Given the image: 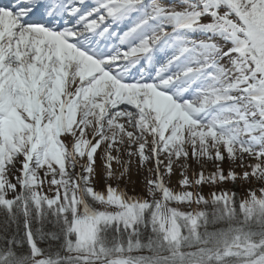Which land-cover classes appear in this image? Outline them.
<instances>
[{"label": "snow or ice", "instance_id": "obj_1", "mask_svg": "<svg viewBox=\"0 0 264 264\" xmlns=\"http://www.w3.org/2000/svg\"><path fill=\"white\" fill-rule=\"evenodd\" d=\"M0 264H264V0H0Z\"/></svg>", "mask_w": 264, "mask_h": 264}, {"label": "rangeland", "instance_id": "obj_2", "mask_svg": "<svg viewBox=\"0 0 264 264\" xmlns=\"http://www.w3.org/2000/svg\"><path fill=\"white\" fill-rule=\"evenodd\" d=\"M227 164L225 165V168L227 169ZM237 171H240L239 169H237ZM142 176H136V177H132V183L129 185V189L131 190L133 187H138V188H142Z\"/></svg>", "mask_w": 264, "mask_h": 264}, {"label": "bare ground", "instance_id": "obj_3", "mask_svg": "<svg viewBox=\"0 0 264 264\" xmlns=\"http://www.w3.org/2000/svg\"><path fill=\"white\" fill-rule=\"evenodd\" d=\"M136 176H137V175L134 173V174H133V177H136Z\"/></svg>", "mask_w": 264, "mask_h": 264}]
</instances>
